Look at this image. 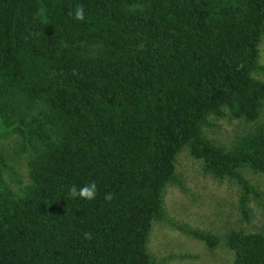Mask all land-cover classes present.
Returning a JSON list of instances; mask_svg holds the SVG:
<instances>
[{"label": "trees", "instance_id": "obj_1", "mask_svg": "<svg viewBox=\"0 0 264 264\" xmlns=\"http://www.w3.org/2000/svg\"><path fill=\"white\" fill-rule=\"evenodd\" d=\"M263 36L264 0H0V132L28 164L15 191L0 154V264H158L147 243L169 222L163 191L184 148L235 179L244 217L252 198L264 214L241 173H264V82L252 76ZM225 111L256 124L228 148L203 133ZM93 182L94 201L68 195ZM224 243L233 264H264V225Z\"/></svg>", "mask_w": 264, "mask_h": 264}, {"label": "rangeland", "instance_id": "obj_2", "mask_svg": "<svg viewBox=\"0 0 264 264\" xmlns=\"http://www.w3.org/2000/svg\"><path fill=\"white\" fill-rule=\"evenodd\" d=\"M257 65L260 69L252 76L264 82V36L258 44ZM263 121L264 104L256 124ZM255 125L234 119L225 111V116H210L203 126V133L214 144L228 148ZM16 142V135L0 132V154L7 170L4 179L18 191L28 183V164ZM241 173L259 191L264 202V173L248 168H243ZM175 178L166 185L162 196V210L169 222L152 223L147 243L149 254L158 264H233L234 254L226 247L224 237L230 230L260 231L264 225L262 204L259 200L249 199L248 215L244 217L238 202L241 189L235 179L215 178L206 173L202 162L192 158L187 148L176 156ZM174 226L209 232L219 237L221 243L209 250L202 242Z\"/></svg>", "mask_w": 264, "mask_h": 264}, {"label": "clouds", "instance_id": "obj_3", "mask_svg": "<svg viewBox=\"0 0 264 264\" xmlns=\"http://www.w3.org/2000/svg\"><path fill=\"white\" fill-rule=\"evenodd\" d=\"M85 18V11L82 5H78L75 9V19L78 21H83ZM68 195L72 199H82L85 201H94L97 196V187L96 184L89 183L85 184L83 187L77 188L75 185L71 186L68 191ZM105 201H110L112 199L111 193L106 194L104 196ZM85 239H90L91 234L90 233H85L84 234Z\"/></svg>", "mask_w": 264, "mask_h": 264}]
</instances>
